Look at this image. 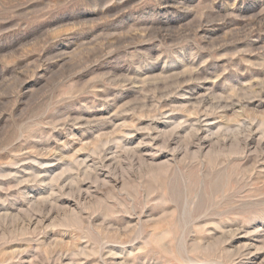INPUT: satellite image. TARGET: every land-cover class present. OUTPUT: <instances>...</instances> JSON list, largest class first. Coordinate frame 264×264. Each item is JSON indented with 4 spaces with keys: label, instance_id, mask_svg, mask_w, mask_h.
<instances>
[{
    "label": "rangeland",
    "instance_id": "374dc122",
    "mask_svg": "<svg viewBox=\"0 0 264 264\" xmlns=\"http://www.w3.org/2000/svg\"><path fill=\"white\" fill-rule=\"evenodd\" d=\"M0 264H264V0H0Z\"/></svg>",
    "mask_w": 264,
    "mask_h": 264
},
{
    "label": "bare ground",
    "instance_id": "6f19581e",
    "mask_svg": "<svg viewBox=\"0 0 264 264\" xmlns=\"http://www.w3.org/2000/svg\"><path fill=\"white\" fill-rule=\"evenodd\" d=\"M207 101H208V100H207ZM220 105H221V104H220ZM223 105H224V104H223ZM234 105H235V104H234ZM224 106H227V105H224ZM223 108H224V107H223ZM226 108H227V107H226ZM162 114H163V113H162ZM240 114H241V113H240ZM260 123H261V122H260ZM180 125H181V123H180ZM180 125H179V126H180ZM177 127H178V126H177ZM198 139H199V138H198ZM201 139H202V138H200V141H202ZM204 139H205V137H204ZM204 139H203V140H204ZM198 141H199V140H198ZM200 141H199V142H200ZM196 142H197V141H196ZM201 144H203V143H201ZM116 146H117V145H116ZM194 146H195V145H194ZM189 148H190V146H189ZM186 159H187V157H186ZM82 162H83V161H82ZM102 163H103V162H102ZM62 171H63V170H62ZM64 171H65V169H64ZM64 171H63V172H64ZM160 171H161V170H160ZM87 172H88V171H87ZM163 180H164V179H163ZM161 185H162V184H161ZM162 189H163V188H162ZM187 190H188V189H187ZM151 193H152V192H151ZM99 206H100V205H99ZM210 223H214V224H216L218 227H222V226L220 225V222H216V221H214V220H205V221H203V222H201V223H198V224H197V227L199 228V230H200L201 232H203V231L205 232L206 230H208L206 226H207L208 224H210ZM162 227H163V226H162ZM157 229H158V227H156V230H157ZM153 232L156 234V231H153ZM153 232H152V233H153ZM169 233H171V231L168 230V231H165V232H164V235H165V236H163V237H158V236H159V235H158L156 238H154V240H156L155 242H157L158 244H160V245H161L160 247H161L162 249H164L165 251H167V252H170V250H168L167 247H164L165 245L161 244V241H162L163 239H165L166 235H168ZM157 234H158V233H157ZM234 234H235V233H234ZM160 235H161V234H160ZM154 236H155V235H154ZM199 236H200V235H199ZM230 236H231V235H230ZM201 238H202V237H201ZM207 244H208V243H207ZM199 247H202V246H200V245L198 244V248H199ZM199 249H200V248H199ZM208 249H209V248H208ZM82 253H83V252H82ZM176 253H177V252H176ZM114 254H115V253H114ZM178 255H180V254H178ZM178 257H179V256H178ZM175 258H176V257H175Z\"/></svg>",
    "mask_w": 264,
    "mask_h": 264
}]
</instances>
